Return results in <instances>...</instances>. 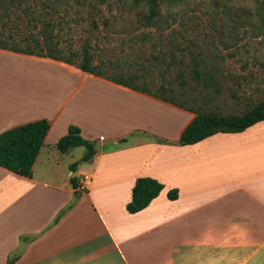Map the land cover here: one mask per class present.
<instances>
[{
  "label": "crops",
  "instance_id": "1",
  "mask_svg": "<svg viewBox=\"0 0 264 264\" xmlns=\"http://www.w3.org/2000/svg\"><path fill=\"white\" fill-rule=\"evenodd\" d=\"M0 55L27 64L13 79L0 70V133L50 124L31 177L0 167V264H264V121L181 146L191 111L64 62ZM69 126L93 144L89 161L55 148ZM139 178L163 189L131 214Z\"/></svg>",
  "mask_w": 264,
  "mask_h": 264
},
{
  "label": "rangeland",
  "instance_id": "2",
  "mask_svg": "<svg viewBox=\"0 0 264 264\" xmlns=\"http://www.w3.org/2000/svg\"><path fill=\"white\" fill-rule=\"evenodd\" d=\"M148 14L129 1L15 0L0 5V41L24 49L48 40L65 57L86 51L108 74L138 76L152 93L172 88L176 102L205 113L239 115L264 99V0H175ZM25 66L0 55L6 79Z\"/></svg>",
  "mask_w": 264,
  "mask_h": 264
},
{
  "label": "trees",
  "instance_id": "3",
  "mask_svg": "<svg viewBox=\"0 0 264 264\" xmlns=\"http://www.w3.org/2000/svg\"><path fill=\"white\" fill-rule=\"evenodd\" d=\"M15 0H0V5ZM129 1L132 4H145L148 7L147 20H152L158 13L160 4H169L175 0H118ZM7 42V41H6ZM35 42V40H33ZM39 49V51L35 50ZM0 50H9L13 53L34 55L38 57L50 58L56 61L72 65L82 72L104 78L129 89L140 91L144 94L154 96L162 101L169 102L182 109L194 113V118L182 131L179 138V145H191L198 143L217 133H240L246 128L264 121V99L249 107L239 115H222L215 112H201L198 109L186 107L181 102L174 99L176 91L172 88L160 87L159 91L152 93L146 86L136 84L138 76L126 74H108L103 70V65L94 64L90 56L83 52L82 57L78 54H71L65 57L57 50L52 41L44 40L34 45H26L24 49L7 45L0 41ZM194 79L200 77L198 70H193ZM168 95V96H166ZM184 95V92H178ZM47 120H38L22 124L0 133V167L22 177L32 176V166L44 143V138L49 129ZM83 147L85 153L82 161H89L95 153L94 146L90 141L83 139L77 127L69 126L67 134L59 139L55 148L60 153H66L72 148ZM163 185L151 178H139L136 180L131 193V200L127 205V211L131 214L137 213L146 208L150 202L162 191ZM170 200H175L178 196L176 190H171L167 194Z\"/></svg>",
  "mask_w": 264,
  "mask_h": 264
}]
</instances>
